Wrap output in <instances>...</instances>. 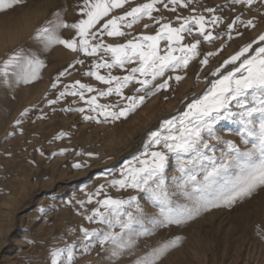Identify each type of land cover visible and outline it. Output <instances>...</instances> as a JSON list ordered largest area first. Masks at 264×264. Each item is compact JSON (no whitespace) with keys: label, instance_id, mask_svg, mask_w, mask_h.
<instances>
[{"label":"rangeland","instance_id":"obj_1","mask_svg":"<svg viewBox=\"0 0 264 264\" xmlns=\"http://www.w3.org/2000/svg\"><path fill=\"white\" fill-rule=\"evenodd\" d=\"M147 2L149 0H131L125 8ZM163 2L168 5L167 8L157 4L151 18L145 16L131 29L124 28L128 35L104 36V42L126 43L140 35H155L160 24L169 23L179 27L184 17L199 15L206 18V32H210L214 38L205 40L198 31V25L192 26L191 33H182L184 40L180 44L173 43L172 47L179 48L199 40L198 54L189 61L187 68L166 70L145 91L137 93L135 89L139 85L130 83L123 89L124 97L143 95L145 100L118 120L111 117L105 120L103 110L94 111L95 105L88 103L95 96L97 104L114 105L111 111H119L127 103L115 92L107 96L99 95L98 92L106 90L109 85L86 75L90 71H97L94 63L100 61L101 57L111 62V55L101 51L97 56H87L63 44L45 47L42 38L36 35L46 22L54 20L56 12L68 24L85 18L80 12L83 0H24L11 9L0 11V37L20 28L24 16L30 17L25 23L32 25L26 35L0 47V50L8 47L0 51V68L15 52L43 61L37 78L27 83L17 75L19 69L9 68L7 76L0 72V264H52V250L73 243L76 249L72 264H136L138 259L177 236L181 238L179 244L169 249L157 264H264L262 255L258 251L252 252L253 248H259L264 242V230L260 231V227L254 225L257 228L253 230V235L257 234L254 239L247 233L246 238H242L235 228L237 222L252 221V225L253 221L263 217L264 187L258 188L249 197L238 199L231 207L221 205L209 208L193 214L183 223L161 225L153 222L154 218L161 219L160 209L148 199L146 193L111 183L122 178L121 170L126 161H131L144 151L148 134L166 120L157 122L163 114L177 110L167 117L171 119L187 111V106L202 97L212 81L220 78V73L213 74L215 70L220 68L225 75L233 70L240 61L236 65H221L245 44L258 42L259 36L264 34V0H253L251 4L234 3V0H181L178 5H173L170 0ZM209 8L214 12H208ZM124 10L117 9L113 14H122ZM213 16L221 19L212 23ZM159 17L163 19L157 23ZM249 20H252L254 27L247 24ZM230 24L232 28L228 27ZM99 27L101 25H97ZM30 35L33 37L29 38ZM59 35L69 40L75 37L79 41L76 30L70 27L59 29ZM260 43L264 45V42ZM256 46L253 43V48ZM159 49V54L165 55L167 41L160 40ZM208 52L215 55L208 57L207 64H202ZM182 54L179 51L174 53L176 56ZM77 60L84 62L75 63ZM139 66L140 61L135 60L124 68L117 66L100 68L98 71L101 75L107 76L111 72L114 76L122 77L128 75L131 68ZM61 72L65 74L60 76ZM177 75L183 78L177 81ZM170 76L172 79H168ZM77 80L92 85L96 91H85L84 99L71 94L61 97L65 86H68L70 93L71 85ZM165 80L168 87L155 91L154 85ZM207 82L209 87L203 90ZM153 91L155 94H150ZM190 96L193 97L188 100ZM180 106L183 107L179 109ZM81 108L83 112L79 111ZM26 109L28 111L24 114ZM149 127L151 130L143 135ZM239 127L235 120L224 119L218 121L215 131L222 140H233L242 149L251 147L250 144L244 145L236 134ZM211 143L216 145L215 156L219 160L227 146L215 139ZM151 150L163 149L154 147ZM184 158L190 159V155ZM116 160L112 166H105ZM77 164L81 166L76 167ZM182 175L174 156L169 154L166 183L174 209L185 205L192 207L194 203L182 194L179 182L172 179ZM203 175L202 171L197 173V180H202ZM98 189L99 195H96ZM90 196L91 202H88ZM130 196L138 197L141 210L138 211L133 204L125 206L124 211L132 212L141 223L133 224L132 231L124 236L125 241H133L131 247L121 250L118 256H112L113 245L110 242L100 244L95 237L86 239L81 227L108 230L106 224L90 222L86 217L97 207L105 211L97 201L108 197L126 200ZM81 201L85 203L81 205ZM121 219L126 220L127 217ZM112 230L117 233L121 231L119 227ZM85 246H88L87 251L84 250Z\"/></svg>","mask_w":264,"mask_h":264},{"label":"snow or ice","instance_id":"obj_2","mask_svg":"<svg viewBox=\"0 0 264 264\" xmlns=\"http://www.w3.org/2000/svg\"><path fill=\"white\" fill-rule=\"evenodd\" d=\"M23 2L24 0H0V11L11 9ZM245 2L251 4L253 0H234V3ZM130 3L131 0H83L80 12L85 18L68 24L61 18L60 13L56 12L54 20L46 22L36 33L37 37L42 38L45 47L63 44L67 48L73 51L79 50L87 56H97L101 51L111 55V62L101 57L100 61L94 63L97 71L86 73V75L94 76L98 81L109 85L106 90H100L99 95L107 96L115 92L122 99L127 100V103L120 107L119 111H111L110 109L115 107L114 105L97 104L96 97H91L88 103L95 105L94 111L102 109L105 120L108 117H111L112 120L126 117L129 112L134 111L144 102L145 96L143 95L124 97L123 89L130 83L135 82L139 85L135 89L139 93L153 85V81L163 76L166 70L187 68L189 61L198 54L197 49L200 41L195 40L193 43L181 45L179 48L172 47L173 43L180 44L184 40L182 33H191L192 26L198 25V31L205 40L211 41L214 38L210 32H206L208 23L206 18L199 15L184 17L179 27H173L169 23L160 24V29L155 35H140L135 39L127 40L126 43L106 44L103 40L104 36L124 37L128 35L123 29H131L145 16L151 18L153 11L157 10V4H162L165 8L168 7L163 0H149L147 3L125 8ZM170 3L178 5L181 0H170ZM117 9L125 10L122 14H113ZM207 11L214 12V9L209 8ZM162 19L163 17H159L156 22L159 23ZM177 19L181 18L177 17ZM220 19V17L213 16L212 23H216ZM238 19L239 17H237ZM247 24L255 26L252 20L247 21ZM97 25H101V27L97 28ZM232 26L230 24L228 27L232 28ZM69 27L76 30V37H79V41L75 37L69 40L59 35V29ZM144 27L147 28L148 25L145 24ZM160 40H165L168 43V50L163 56L159 54ZM260 42H264V34L259 36L258 42H253L257 44L255 48H253V43L245 44L225 60L221 67L229 64L236 65L237 61L240 63L226 75L221 73L220 68H217L213 74L220 73V78L212 81L211 87L203 96L187 106V111L179 117L174 116L164 120L157 130L151 131L144 145V151L140 156H135L131 161L125 162V166L121 170V179L111 181L113 185L120 188L130 187L146 193L148 199L160 209L161 219L154 218V223L180 224L202 210L206 211L221 205L231 207L238 199L249 197L258 188L264 187V45ZM177 51L184 54L174 55ZM246 53L254 54L245 55ZM213 55L215 53L208 52L201 63L207 64L208 57ZM242 57L243 59H241ZM135 60L140 61V66L131 68L128 75L122 77L114 76L111 72L105 76L98 71L100 68L111 69L117 66L124 68L126 64H131ZM83 62V60H77L75 63L83 64ZM41 67H43V61L38 58L22 56L21 52H15L4 61L0 72L7 76L9 68L19 69L17 75L27 83L37 78ZM64 74L61 72L60 76ZM182 78L179 75L175 77L177 81ZM168 79H172V77L170 76ZM57 82H59V77H57ZM52 86L56 87V84ZM167 87V80L154 85L155 91ZM71 89L69 93L68 86H65V91L61 92L60 96L71 94L84 99L85 91H96L92 85L83 84L79 80L71 85ZM155 91L150 94L154 95ZM49 103H55V101H49ZM233 105H235V111ZM27 111L26 109L24 114ZM79 111L83 112L84 109L81 108ZM85 118L92 119L93 117ZM224 119L235 120L240 125L236 129V134L244 145L250 144L251 147L242 149L233 140H222L215 131V125ZM16 123L19 124L20 121L17 120ZM212 139L227 146V150L222 151L219 160L215 156L216 145L211 143ZM154 147L163 150H151ZM169 154L174 156L179 171L183 174L180 177L174 176L172 179L179 182L178 187L182 194L194 202L192 207L187 205L179 209L172 207L166 183ZM186 155H190V159H185ZM75 166L80 167L81 165ZM201 171L204 173L203 178L197 180V173ZM96 195H99V189ZM88 202H91V196ZM80 203L83 205L85 202L81 201ZM97 203L105 211H101L97 207L86 219L90 222L106 224L108 230H89L81 227V231L86 239L91 240L95 237L100 244L110 242L113 245L112 256H118L121 250L131 247L133 243L130 239L124 240L126 232L132 231L133 224L141 223L133 216L132 212L124 211L125 206L133 204L140 211L138 197L130 196L126 200L108 197L97 201ZM123 216H126L127 219H121ZM116 227L121 229L119 233L112 230ZM180 240L181 238L177 236L161 244L138 259L136 264H157V261L169 249L177 246ZM75 249V243L53 249L52 264H72ZM84 250L87 251L88 246H85Z\"/></svg>","mask_w":264,"mask_h":264},{"label":"bare ground","instance_id":"obj_3","mask_svg":"<svg viewBox=\"0 0 264 264\" xmlns=\"http://www.w3.org/2000/svg\"><path fill=\"white\" fill-rule=\"evenodd\" d=\"M27 15V14H26ZM30 20V17L29 16H24V19H23V23H22V25H21V27L20 28H17L15 31H10V32H7V33H4L3 35H2V37H0V47L1 46H3L4 44H6V42H14L15 40H17L20 36H24V35H26L29 31H30V29H31V26H29V25H27L26 23H27V21H29ZM25 21H26V23H25ZM31 37H33V35H30L29 36V38H31ZM6 48H8V47H4V48H2L0 51H3V50H5ZM247 55V54H246ZM240 63V62H239ZM239 65V64H238ZM233 68V67H232ZM231 68V69H232ZM208 82L206 83V85L202 88L203 90L204 89H206L207 87H209L208 85ZM211 87V86H210ZM209 87V88H210ZM209 88H207V90L209 89ZM201 89V90H202ZM202 90V91H203ZM199 94V93H198ZM194 96H197V94L196 95H194ZM191 97H193V96H190L189 98H188V100H190V98ZM181 107H183V106H180L179 107V109L181 108ZM178 109V110H179ZM177 112V110L176 111H169V112H166L165 114H163L162 115V117H160L158 120H157V122L158 121H160V120H163V119H167V117H169L170 115H172V114H175ZM148 130H151V128L149 127V128H147L144 132H143V135H144V133H147V131ZM117 162V160L116 161H113V162H111V163H107V165H105V166H112L114 163H116ZM81 177V176H80ZM79 178V177H78ZM254 222V224H252L253 225V227H252V225H251V223H252V221H246V222H242L241 224H238V222L236 223V226H235V228L236 229H238L239 230V232H240V234L242 235L241 237L242 238H246V236L248 235H251V236H254V239H256L255 238V236L257 235V234H255V235H253L254 234V229H257L255 226L257 225V227H260V231H263L264 230V215H263V217L261 218V219H259V220H256V221H253ZM255 225V226H254ZM236 229H234V231L236 230ZM186 230V229H185ZM186 231H188V230H186ZM258 231V230H257ZM236 232H237V230H236ZM245 233V234H244ZM246 233H247V235H246ZM255 233H257L256 231H255ZM229 234V233H228ZM239 234V235H240ZM230 235H233V234H230ZM237 235V234H236ZM231 237V236H230ZM250 237V236H249ZM233 238H235V237H233ZM251 238V237H250ZM238 239H240V238H238ZM196 242V241H195ZM261 242V241H260ZM254 243V242H253ZM252 243V244H253ZM254 244H256V242L254 243ZM260 244V243H259ZM258 244V245H259ZM160 246V245H159ZM158 248V247H157ZM250 251H251V249H250ZM255 251H258V254H260V256L262 255V257L264 258V242L262 241L261 242V245L259 246V248H253V250H252V252L253 253H255ZM249 254H250V252H248ZM249 257H250V255H249ZM258 257H259V255H258ZM259 259H260V257H259ZM249 260V259H248ZM251 260V259H250ZM264 261V260H263ZM249 263V262H248ZM257 264V263H256ZM262 264V263H261Z\"/></svg>","mask_w":264,"mask_h":264},{"label":"water","instance_id":"obj_4","mask_svg":"<svg viewBox=\"0 0 264 264\" xmlns=\"http://www.w3.org/2000/svg\"><path fill=\"white\" fill-rule=\"evenodd\" d=\"M187 104V103H186ZM186 104L184 105V107L186 106Z\"/></svg>","mask_w":264,"mask_h":264}]
</instances>
